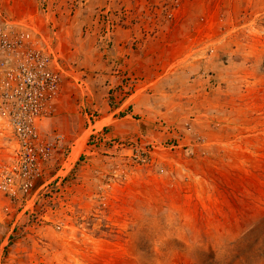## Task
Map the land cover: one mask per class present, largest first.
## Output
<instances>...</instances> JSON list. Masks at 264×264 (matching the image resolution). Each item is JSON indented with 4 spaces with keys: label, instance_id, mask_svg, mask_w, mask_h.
<instances>
[{
    "label": "rangeland",
    "instance_id": "rangeland-1",
    "mask_svg": "<svg viewBox=\"0 0 264 264\" xmlns=\"http://www.w3.org/2000/svg\"><path fill=\"white\" fill-rule=\"evenodd\" d=\"M0 25L61 77L27 193L0 121V264H264V0H0Z\"/></svg>",
    "mask_w": 264,
    "mask_h": 264
},
{
    "label": "built area",
    "instance_id": "built-area-1",
    "mask_svg": "<svg viewBox=\"0 0 264 264\" xmlns=\"http://www.w3.org/2000/svg\"><path fill=\"white\" fill-rule=\"evenodd\" d=\"M5 30L0 25V121L12 133L15 166L3 189L13 191L15 184L27 193L52 157V138L60 140L59 135L44 136L39 124L54 110L61 77L54 53L31 42L29 33L18 43Z\"/></svg>",
    "mask_w": 264,
    "mask_h": 264
}]
</instances>
